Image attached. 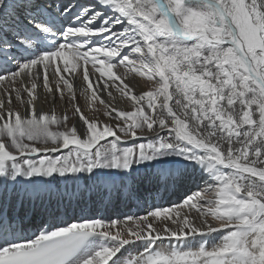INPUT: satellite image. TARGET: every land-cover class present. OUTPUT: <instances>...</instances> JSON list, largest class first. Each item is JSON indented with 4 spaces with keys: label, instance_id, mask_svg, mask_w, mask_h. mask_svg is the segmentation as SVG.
<instances>
[{
    "label": "snow or ice",
    "instance_id": "obj_1",
    "mask_svg": "<svg viewBox=\"0 0 264 264\" xmlns=\"http://www.w3.org/2000/svg\"><path fill=\"white\" fill-rule=\"evenodd\" d=\"M0 264H264V0H0Z\"/></svg>",
    "mask_w": 264,
    "mask_h": 264
},
{
    "label": "bare ground",
    "instance_id": "obj_2",
    "mask_svg": "<svg viewBox=\"0 0 264 264\" xmlns=\"http://www.w3.org/2000/svg\"><path fill=\"white\" fill-rule=\"evenodd\" d=\"M78 102L84 104V100L82 96H80L78 92ZM119 107H127L122 102L119 103ZM51 107L50 103L38 102L37 108L38 110L43 109L44 111H48ZM64 106H57L56 111L58 113L61 112ZM83 110V109H82ZM101 119H106L101 116ZM111 139V138H109ZM103 143V142H102ZM38 147L40 145H37ZM66 152L67 150H62ZM61 153H49V155H60ZM83 181L79 182L80 187L83 186ZM53 189H57L61 195L64 196V206L61 207L60 219L68 222H76L78 218H83L87 216H104L105 218H117L122 217L126 213L132 212H141L142 214V206L143 201H137L135 199H126V198H113L111 202L105 200L103 203L101 202L102 197L98 195L95 191L91 194L90 198L88 196L80 197V188L74 187L73 183L69 181L67 183V187H65L64 182L61 180L59 185H52ZM193 185L189 182L178 183L174 188L170 189L167 193L163 195V197H157L155 201H152L149 198L150 203H163L165 205L169 203H175L180 201V199L184 196L185 192L191 189ZM70 201V203H69ZM140 205V206H138ZM42 216L38 215L36 217V224L41 222ZM134 254V253H133Z\"/></svg>",
    "mask_w": 264,
    "mask_h": 264
}]
</instances>
